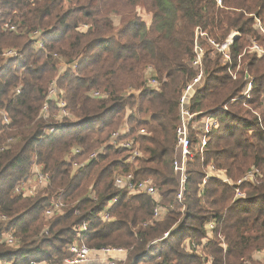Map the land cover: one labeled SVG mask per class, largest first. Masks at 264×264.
I'll use <instances>...</instances> for the list:
<instances>
[{
    "label": "trees",
    "instance_id": "1",
    "mask_svg": "<svg viewBox=\"0 0 264 264\" xmlns=\"http://www.w3.org/2000/svg\"><path fill=\"white\" fill-rule=\"evenodd\" d=\"M141 9L151 15L149 22ZM256 18L264 25V0H223V6L216 0H0V109L11 119L6 124L0 116V263L62 262L70 255L68 246L83 241L90 247L127 248L123 264H264L254 259L264 249V181L245 184L244 201H234V189L215 179L201 188L210 163L234 181L252 166L264 172V130L243 100L231 102L247 74L254 77L252 108L264 93V58L249 51L250 38L261 39ZM6 23L18 30L5 28ZM197 26L218 42L238 31L232 56L241 66L233 79L220 56H206V86L191 110L213 109L219 127L206 152L187 161L186 211H168L148 223L153 199L129 196L114 178L120 173L151 178L162 203L174 202L179 100L195 75L188 60ZM36 30L46 50L35 49L31 36ZM12 48L21 57L2 55ZM55 53L66 60L62 70ZM149 79L159 80L160 86H149ZM53 81L64 90L57 96L70 112L60 121L40 114ZM18 86L22 89L16 94ZM94 90L105 97L92 98ZM224 105L228 111L221 109ZM57 111L53 102L51 112ZM125 123L130 131L123 139H134L143 153L135 162L110 143ZM74 162L82 166L75 170ZM34 163L49 172L50 184L34 196L15 193ZM55 195L66 207L47 218ZM109 204L112 219L105 220L101 214ZM212 220L214 237L205 240ZM84 222L88 231L78 233L76 225ZM11 230L17 247L2 241L3 232ZM169 230L167 238L153 243ZM188 237L202 252L186 249Z\"/></svg>",
    "mask_w": 264,
    "mask_h": 264
},
{
    "label": "built area",
    "instance_id": "2",
    "mask_svg": "<svg viewBox=\"0 0 264 264\" xmlns=\"http://www.w3.org/2000/svg\"><path fill=\"white\" fill-rule=\"evenodd\" d=\"M216 1L219 6H223V0ZM254 26L256 31L261 36V39L255 40L253 38H250L252 44L249 47V51L253 54H256L258 58H264V25L260 18H256ZM4 27L9 30H18L17 25H12L11 23H6ZM239 35L240 33L238 31H232L222 42H218L214 38H212L209 33L205 31L201 26H197L195 28V41L193 45V51L190 59L188 60V65L193 70L195 75L185 86L179 100V120L177 125V156L174 160V171L177 175L176 178L179 181V189L174 202L169 204L162 203V198L159 194L158 188L151 178L136 180L133 173H120L116 175L114 184L121 191L127 193L129 196L135 194H146L153 199L155 203L154 213L151 221L148 223H152L153 221L160 219L168 211H186L185 192L187 190L188 182L187 161L189 158L195 157L196 154L203 155L206 152L213 132L219 127V118L214 113L213 109L205 110L202 112H193L191 110L192 101L200 91L205 89L206 56L208 54H210L212 57H215L217 55L220 56L222 63L228 67L230 75H232L233 79H237L241 63L239 62L238 64H235L232 56V45L239 37ZM31 39L33 40L36 50H46L42 40L41 31H34L32 33ZM2 55L16 58L21 57L20 52L15 48L5 50ZM54 56L58 60L60 59L61 61H63V66L60 67V70H62L67 65L66 61L61 58L62 56L56 53L54 54ZM3 65H5V63ZM148 85L153 88H158L160 86V82L157 79H149ZM253 85L254 77H251L247 74L245 85L241 89L240 93L236 95V97L231 99V102L234 103L239 100H243V104L252 110L258 120L260 127L262 128V130H264V93L262 94L260 105L258 107L252 108L249 105V101L252 97ZM21 89L22 87L18 86L15 89V93L19 94L21 92ZM55 93V83H53V86L48 93L47 99L51 103H55L60 111L59 114L70 116L66 101L63 99H57V95ZM93 94L94 96L100 95L98 91H95ZM221 109L224 111H228L229 106L224 105ZM40 114L44 117L49 116L48 103L43 105ZM0 116L4 123H10L11 119L7 111H1ZM53 131L54 127L48 130L46 133L49 134ZM129 131V129H123L120 133H114L110 139V143L115 145L116 147H121L122 149H124L129 154L128 161L135 162L137 158L142 156V151L136 145L134 139H123V136ZM120 136L121 140H119ZM3 147L0 146V150ZM101 151L102 150L93 152L87 161L95 159ZM77 152H80V150L77 149ZM74 166L79 168L80 166H82V164L74 162ZM209 179L218 180L232 187L235 191L234 201H244L247 199V193L242 187L245 184L257 185L263 183L264 172L261 168L252 166L241 178L234 181L229 175H227L224 169L217 167L214 163H210L205 168V176L201 188L204 187ZM50 182V174L44 172L43 170L38 168L36 164H34L33 172L26 176L23 180H21L17 185H15L14 192L25 197L34 196L39 193V187L42 188L44 186H47L48 184H50ZM115 200L116 199L111 200L110 204ZM110 204L103 210L101 214L102 218L105 220L112 219L109 214ZM65 207L66 204L64 201L59 198L54 199L51 203V206L46 210L45 214L48 217H52L56 214L62 213ZM2 219L4 221L7 220L6 217H3ZM215 225V220H212L206 224L207 234L209 238H206L205 240H210L212 237H214ZM88 229L89 224L87 222H84L82 224L76 225L75 230L78 233L82 234L88 231ZM170 232V230L165 232L162 237L155 240L153 243H157L167 238ZM219 237L224 241L222 235H219ZM2 241L8 246L12 247H17L19 243L18 238L12 230L3 232ZM184 242L186 249L189 251H196L200 253L203 250V247L197 244L193 238L188 237ZM224 243L225 242H223V244ZM68 251L70 255L67 256L62 262L52 263L32 260L31 264H123L127 261L129 256V250L124 247H90L83 241H77L76 243L69 245ZM256 253L254 254L255 256ZM0 264H8V262H1Z\"/></svg>",
    "mask_w": 264,
    "mask_h": 264
},
{
    "label": "rangeland",
    "instance_id": "3",
    "mask_svg": "<svg viewBox=\"0 0 264 264\" xmlns=\"http://www.w3.org/2000/svg\"><path fill=\"white\" fill-rule=\"evenodd\" d=\"M140 15L144 18V20H146V21H150V19H151V15L149 14V13H147L145 10H143V9H141L140 11ZM83 27H87L86 25H83ZM19 51V50H18ZM62 59H64L63 57H61ZM65 60V59H64ZM66 61V60H65ZM59 62L61 63V66H63L62 64H63V61H61L60 59H59ZM60 66V67H61ZM150 75V74H149ZM55 81V80H54ZM52 82L51 84H50V86L48 87V90H47V96H48V93H49V91H50V89L52 88V86H53V83H55V82ZM55 89H56V95H58V93L59 92H61V91H64V90H61V89H59V87L57 86V84L55 83ZM95 91H98V90H94V91H92L91 93H90V95H91V97L92 98H101V97H105V94H103L101 91H98L99 93H100V95L99 96H94V92ZM47 96H46V99H45V102H44V105L45 104H49V115L51 116V114H52V116L56 119V120H58V121H60V120H62V119H64L65 117H68V116H66V115H63V114H59V109H58V111L57 112H51V107H52V104L53 103H51L48 99H47ZM56 98L57 99H59L58 98V96H56ZM1 111H3V110H0V112ZM59 114V115H58ZM123 129H130L129 128V125L127 124V123H125V124H123L122 126H120V128L119 129H117V130H115L114 132H113V134L114 133H120L121 132V130H123ZM112 134V135H113ZM77 151V150H76ZM95 152V151H94ZM142 155H143V153H142ZM115 157H117V158H119V159H121V156H119V155H117V156H115ZM34 164H36L37 166H38V168H40L41 170H43L44 171V169H43V167L40 165V164H38V163H34ZM33 164V165H34ZM73 167H74V169L75 170H77V167H75L74 166V163H73ZM251 168V167H250ZM33 172V169H32V171H31V173ZM45 172V171H44ZM46 173H48L49 174V172H46ZM174 173H175V171H174ZM175 176H177L176 175V173H175ZM115 178H116V176H115ZM115 178H114V180H115ZM178 183H179V181H178ZM46 187H48V185L47 186H44V187H42V188H40L39 187V193H42L43 191H44V189L46 188ZM61 199V197H60V195H55L54 197H53V199H52V201L54 200V199ZM62 200V199H61ZM63 201V200H62ZM47 216V215H46ZM47 218H50V217H48L47 216ZM256 253V252H255ZM263 258H264V249L263 250H261V251H259V252H257L256 253V256L254 257V259L255 260H257V259H260V260H263Z\"/></svg>",
    "mask_w": 264,
    "mask_h": 264
},
{
    "label": "crops",
    "instance_id": "4",
    "mask_svg": "<svg viewBox=\"0 0 264 264\" xmlns=\"http://www.w3.org/2000/svg\"><path fill=\"white\" fill-rule=\"evenodd\" d=\"M178 228H179V224L177 223V224H175V225L173 226V228H172L173 232L176 231ZM174 229H175V230H174Z\"/></svg>",
    "mask_w": 264,
    "mask_h": 264
},
{
    "label": "bare ground",
    "instance_id": "5",
    "mask_svg": "<svg viewBox=\"0 0 264 264\" xmlns=\"http://www.w3.org/2000/svg\"><path fill=\"white\" fill-rule=\"evenodd\" d=\"M221 63H222V61H221ZM223 64V63H222Z\"/></svg>",
    "mask_w": 264,
    "mask_h": 264
}]
</instances>
